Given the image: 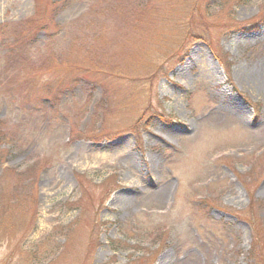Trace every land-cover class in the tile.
I'll return each instance as SVG.
<instances>
[{
	"label": "rangeland",
	"instance_id": "obj_1",
	"mask_svg": "<svg viewBox=\"0 0 264 264\" xmlns=\"http://www.w3.org/2000/svg\"><path fill=\"white\" fill-rule=\"evenodd\" d=\"M262 20L264 0H0V264H254L255 243L264 264Z\"/></svg>",
	"mask_w": 264,
	"mask_h": 264
},
{
	"label": "trees",
	"instance_id": "obj_2",
	"mask_svg": "<svg viewBox=\"0 0 264 264\" xmlns=\"http://www.w3.org/2000/svg\"><path fill=\"white\" fill-rule=\"evenodd\" d=\"M62 3H63V1L62 2H55V3H52V5H51V9H50V13H52V15H54L55 13H56V11H57V9L59 8V6L61 7V5H62ZM146 4V3H145ZM144 9V8H143ZM104 10V9H103ZM102 9H100L99 11H103ZM143 11V10H142ZM117 13V12H116ZM48 14H49V12H48ZM38 22H36L35 21V19H31V20H29L28 22H26L23 26H26V25H28L29 26V30L28 31H24V32H30L31 33V35H33L34 34V32L36 31V30H38L39 29V27L42 25L39 21L40 20H37ZM263 22L262 23H264V20H262ZM258 24H260V23H254L253 25H249V26H247V27H245V28H248V27H256V26H258ZM40 28H42V27H40ZM20 33H18L17 35H21L22 33H23V30H22V27L20 28ZM31 40H32V37H27V39H25V41H26V43H22V42H20L19 41V39H17L16 40V38H15V40H14V43H15V48H11L12 50H11V55L13 54V55H15V56H18V55H16V54H18V52L19 51H22V49L24 48V46H27L28 48H32L31 47ZM15 51H16V53H15ZM15 53V54H14ZM8 54V53H7ZM27 59H28V57H27ZM25 61H27V60H25ZM25 61H23V62H25ZM61 64H64V63H61ZM78 65H79V63H78ZM78 65H76V66H78ZM81 65V67L83 66V63L82 64H80ZM73 66V65H72ZM76 66H73V67H76ZM92 68H96V66L94 65V64H92ZM7 69V68H6ZM87 69L89 70V69H91V67L90 66H88L87 67ZM1 69H0V75L2 74L1 73ZM29 78V77H28ZM76 78H77V76L75 77V78H72L73 80H72V82H74L75 80H76ZM1 80H2V76H0V83L1 84H4V83H2L1 82ZM19 81H20V85L23 87L22 88V90L23 91H27V93H29L30 91V89H32L33 88V85H34V81H33V83H31V81L30 80H28L27 78H21V79H19ZM39 83H40V88L42 87V90H46V93H48L49 92V90H50V87L49 86H51L50 84H49V81L47 80V81H39ZM39 83H37V86H39ZM10 83H6L5 85H9ZM48 90V91H47ZM13 92L12 91H10V95L12 96V97H14V95L12 94ZM5 96H6V94H5ZM7 97V96H6ZM15 98V97H14ZM46 100V98H45V96H39V98H37V103L38 102H40V103H42V102H44ZM31 101H29V99L27 98V97H25L24 99H23V104H25V103H27V105H25L26 107H25V109L27 110V109H29L28 107L30 106L32 109L35 107V105H34V102H31ZM22 104V103H21ZM20 104V105H21ZM21 109V108H20ZM22 109H24V108H22ZM34 110V109H33ZM37 109H35L34 110V113L36 114L37 112ZM40 112V111H39ZM28 113H31V110H28ZM22 116V115H21ZM4 122L5 121H0V142L1 141H3V140H5V136H8V134L4 131ZM19 122H20V120L18 119L17 121H16V123L15 124H11V126H10V131H12L13 133H15L14 131L16 130V128L18 127L19 128V126H17L18 124H19ZM6 126H7V123H6ZM15 126H17V127H15ZM8 127V126H7ZM8 133H10L9 131H8ZM13 141H15V142H18V141H16L15 139H12L10 136L8 137V142H13ZM261 238H263V241H264V234H262V237ZM259 239H260V237H259ZM256 241V240H255ZM257 244L258 243H255L252 247H251V249H250V252H249V256H250V258L251 259H253V261H254V264H262L261 263V261H262V259H260L259 257H258V252H257V250H256V248H257Z\"/></svg>",
	"mask_w": 264,
	"mask_h": 264
}]
</instances>
